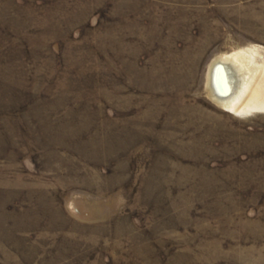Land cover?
Returning <instances> with one entry per match:
<instances>
[{"label": "rangeland", "instance_id": "1", "mask_svg": "<svg viewBox=\"0 0 264 264\" xmlns=\"http://www.w3.org/2000/svg\"><path fill=\"white\" fill-rule=\"evenodd\" d=\"M260 89L264 0H0V264H264Z\"/></svg>", "mask_w": 264, "mask_h": 264}, {"label": "bare ground", "instance_id": "2", "mask_svg": "<svg viewBox=\"0 0 264 264\" xmlns=\"http://www.w3.org/2000/svg\"><path fill=\"white\" fill-rule=\"evenodd\" d=\"M237 61H238V59H237L236 56H224V57H220V59L216 60L215 64L212 66V68L210 70V74H209V84L211 85L212 89H213L214 75L216 77V74L218 73L219 76H220V79H219L220 81L218 83L219 88L222 89V91L224 90L223 91L224 94L228 93V90L233 91V87H234V81L233 80H235L237 78V76L235 74L236 70H238L237 65H236ZM217 80L218 79H216V81ZM237 81H238V79H237ZM241 85L242 84L238 83L237 87L235 86V88H236L235 90L237 92H234V95H230L228 98L225 97V99L224 98L222 99V98L217 97L214 94L213 97H215V101L218 100L219 103H221L226 108H229L231 110H237L240 107V104L243 105V103L241 102V99H242L243 95L246 94V90L248 89L247 87L249 86V85H247V83L244 84V86L243 85L241 86ZM212 89H211V92H212L211 94H213V92H214ZM258 89L254 88V90L251 91V94H250L249 98L250 97L251 98L257 97V95L259 94L258 93L259 92ZM261 90L262 89H260V91ZM246 103H248V102H246ZM246 105H244V106H246ZM260 107L262 108V106H260Z\"/></svg>", "mask_w": 264, "mask_h": 264}]
</instances>
